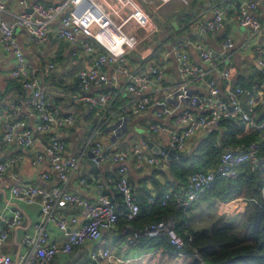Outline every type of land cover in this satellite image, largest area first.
I'll list each match as a JSON object with an SVG mask.
<instances>
[{"label": "built area", "instance_id": "2783aa9c", "mask_svg": "<svg viewBox=\"0 0 264 264\" xmlns=\"http://www.w3.org/2000/svg\"><path fill=\"white\" fill-rule=\"evenodd\" d=\"M167 1L169 0H160L159 4ZM212 1V15L203 23L192 21L191 26L207 32H217L223 28L225 16L232 7L221 0ZM16 2L22 7L18 12L9 9L6 0H0V14H9L13 19L11 22L0 20V48L12 54L11 76L20 82L22 89L28 94V100L25 101L27 114L35 115L38 120L30 125L23 115L14 119V116L18 115V105L12 102L9 111L0 115V129L5 142L15 143L27 149L34 147L37 134L49 135L43 148L35 152L30 162L37 165L47 161L50 171L43 173L42 177L49 179L51 173H55L59 185L46 187L25 182L11 185L10 197L27 203L41 204L40 219L33 223L31 231L24 232L20 247L12 254L4 250V242L10 232L21 227L23 212L19 206H15L11 215L0 214V264H51L57 256L72 255L86 241L101 238L104 231L113 233L120 217L132 220L139 214L140 204L128 178L130 162L140 169L145 165L165 166L168 158L166 155L147 154L146 138H141L126 148L107 149L100 135L101 128L109 119L124 118L146 110L154 102L153 93L161 91L164 87L166 65L149 63L148 72L141 73L130 70L124 64L129 51L136 49L143 40L150 39L159 29L150 13L135 0H58L53 3L16 0ZM261 4L264 5V0H244L236 7L238 21L249 29L251 38L262 33L261 21L254 13ZM56 20L61 24L52 28ZM18 27L26 30L35 45L46 43L53 32L59 40L70 44L73 56L84 60L83 67L75 73L81 91L73 92L71 99L76 103L87 104L89 114L98 106L103 111L102 117L106 118V121L100 119L93 127L83 152L90 149L93 153L92 159L97 164L103 161L118 164L117 176L109 177L108 182L121 195L122 208H118L106 194H100L98 199H87L68 189L82 155L68 152L67 142L58 135V131L71 127L76 117L70 112H64L47 96L41 78L31 70L18 40L16 35ZM137 29L140 30L139 33ZM184 45L177 40L164 53L165 56L170 54L175 56L178 70L186 80L201 82L208 88L206 94L192 93L187 96L186 101L188 105L204 109L205 112L196 115L186 106L174 118L176 124L184 126L182 130L176 131L158 123L152 124L150 129L167 131L168 146L178 151L185 149L186 141L193 133L211 126L218 127L226 119L236 121L237 125L244 126L245 130L258 132L257 139L240 143L235 147H225L215 169H198L189 173L181 190L169 189L160 198L153 194L147 197L149 205L155 203L166 205L172 202L182 207L188 214V210L198 197L211 190L219 179H237L240 169L245 165H249L251 170L264 171V118H259V109L264 105V46H258L256 57L263 72V79L252 83L251 90L254 95L248 99L247 106H244L242 96L246 95L247 88L241 84L233 85L230 76L229 51L234 47L233 38L231 36L225 38L221 51L210 49L203 43L196 44L202 60L208 64L207 69L189 59ZM110 63L113 68L111 75L108 76L104 66ZM54 66L53 61L47 64L50 70ZM209 69L216 70L228 86L227 100L222 98L221 89L216 80L209 75ZM119 74L125 75V81L117 87L115 83ZM104 85H109L110 88L96 94L88 92L91 87L102 88ZM148 89L151 92H148ZM122 92H129L133 97L129 102L114 108L113 103ZM223 136L221 139L225 140L227 134ZM24 158L23 154H17L4 161L0 160V181L5 175H12L16 165ZM91 178L95 180L96 176ZM79 182L85 184L87 179L80 178ZM98 188L101 191V184ZM9 201L8 198L5 208H8ZM68 205L75 206L77 212L61 211ZM49 222L60 229L67 238L51 239L45 228ZM157 236H164L168 240L175 249V256L191 255L199 264H208L196 248H193L191 253L186 252V244L192 241L193 237L189 233L183 236L177 230V220L173 215L152 221L141 230H134L132 235L126 237L124 243L130 245L138 237ZM110 256L109 248L93 249L91 253V259L96 263H102Z\"/></svg>", "mask_w": 264, "mask_h": 264}, {"label": "crops", "instance_id": "0c3cea01", "mask_svg": "<svg viewBox=\"0 0 264 264\" xmlns=\"http://www.w3.org/2000/svg\"><path fill=\"white\" fill-rule=\"evenodd\" d=\"M6 1L9 9L17 12L22 10V7L16 0ZM40 1L53 3L58 0ZM178 1L188 4L189 6L187 10L182 11L186 18L180 21L181 24L179 28L168 24L165 33L157 36V32L160 30L162 31L164 24L168 22V18L173 14L172 10H168L163 14L160 13L161 6L163 4L170 6L171 0L162 4L156 3L154 0H143V2L148 5L149 9L155 13V17L152 14L150 15L159 29L150 39L143 40L136 49L129 51L127 60L124 64L130 70L141 73L148 72L149 63L165 64L166 75L163 80L164 87L161 91L153 93L154 102L143 112L129 115L124 118L109 119L104 126H102L100 135L107 149L126 148L141 138H146L147 142L151 140L155 144L168 146V132L165 130L153 131L150 129L152 124L158 123L161 126L180 131L184 126L176 124L174 121L178 112L186 106L196 115L205 112L204 109L188 105L186 101L188 98L187 96L192 93L206 94L208 88L201 82L186 80L178 70L175 56L172 54L165 56V50L170 48L171 44L177 40L185 44V49L192 62L207 69L208 64L202 60L196 44L203 43L210 49L221 51L223 41L227 36H231L234 40V47L229 51L230 76L233 85L241 84L243 87L247 88L246 95L242 96L244 106H247L248 99L254 95V92L251 90L252 83L263 79V72L257 63L256 57L258 46H264V5H259L254 11L262 24V33L258 37L251 38L249 29L242 26L238 21L236 7L244 0H221L224 4L232 7L225 16L223 28L217 32L205 31L207 34L202 36L201 32H204V30L194 28L190 23L194 20L203 23V21L208 19L213 12V1ZM145 10L149 12L147 9ZM156 10H159V13H157ZM0 20L11 22L13 19L9 14L3 13L0 14ZM60 24V21L56 20L52 28L58 27ZM183 24H185V26H183ZM137 31L138 33L140 32L139 29H137ZM16 35L24 49L31 70L41 78L47 96L57 103L64 112H70L76 117L75 123L71 127L58 131V135L67 142V151L77 155L81 154L82 157L85 158L84 164H82L83 158L81 157L79 167L71 179L68 189L87 199H98L100 194H106L118 208H122L123 203L121 195L115 191L108 182L109 177L117 176L118 164L110 161H103L98 165H92L87 162V150L83 152L86 140L93 127L100 119L106 121V118L102 117L103 111L98 106L89 114L87 112V104L82 102L76 103L71 99V94L73 92L81 91L75 73L80 67H83L84 60L73 56L70 44L66 41L59 40L53 32L50 33L47 42L42 45L33 44L30 35L23 28L18 27L16 29ZM70 60H72L77 67L74 66ZM50 61H53L55 64L54 68L51 70L47 67ZM12 63V54L4 52L0 48V115L9 111L10 104L16 102L18 105V115L14 116V119L23 115L27 122L33 125L38 119L35 115L27 114L28 111L25 108V101L28 100V94L22 89L20 82L12 78L10 73ZM223 65L224 63L221 64V66ZM112 68V63L104 66V71L108 76L111 75ZM208 73L219 85L222 98L227 100L228 86L225 81L219 76L216 70L209 69ZM124 81L125 75L119 74L115 85L119 87ZM109 88V85H104L102 88L91 87L88 89V92L96 94L99 91H106ZM147 91L151 92L150 89ZM132 97L131 93L122 92L113 103V107L117 108L129 102ZM259 118H264V105L259 109ZM232 121L234 122V120ZM243 128L244 131H250L245 130L246 128L244 126ZM213 130H217V140H219L221 135L227 130V126H211L193 133L188 137L185 149L181 151L184 153V157L194 151L201 140ZM36 137L37 139L34 147L32 149H27L15 143L5 142L3 140L2 129H0V160L4 161L10 156H15L17 154H23L25 156L24 160L16 165L12 171V175H5L0 181V214L5 213L11 215L15 206H19L23 212L21 227L10 232L9 237L5 241L7 246H10V249L6 251L12 254L20 247L24 232L31 231L33 223L40 219L41 204L39 202L27 203L10 197L9 192L11 185L16 182L38 184L46 187L59 185V180L55 173H51L49 179L42 177L43 173L50 171V166L47 161L37 165H33L30 162L35 152L43 148V144L48 140L49 135L37 134ZM84 137L85 139H83ZM145 152L147 154H155L149 146L146 147ZM180 158L183 157H176L171 160L168 159L165 166L145 165L140 169L136 168L133 162H130L128 178L140 205L144 203V199H147L149 195L153 194L155 197H158L159 194L169 189L176 191L182 189L184 183L175 178L170 168L171 162ZM92 176H96V179L92 180ZM80 178H86L87 182L85 184L80 183ZM99 184H101V191L98 188ZM8 198L10 200L9 206L5 208ZM198 198L205 202L209 201L204 198V194H201ZM197 202L198 200L194 202V206L192 205V215L195 224L204 227V224L198 217L197 208H195V203ZM203 206H209V204H203L200 207L203 208ZM4 209L6 210L4 211ZM61 211L75 213L77 212V208L68 205L61 209ZM45 228L51 239L65 240L67 238L60 229L50 222L45 225ZM133 231V227L128 221L124 224L120 221L117 222L113 233L104 231L100 240H97L101 242V245L94 249L109 248L111 256L108 259L105 258L102 263H93L153 264L155 262V264H190L193 261V257L190 255L175 256V252L163 247H151L145 244L140 237L136 238L132 244L125 245L124 241L126 237L132 235ZM82 246L72 255L63 257L57 256L51 261V264H78L79 261L85 259L83 258L84 250ZM154 256L158 258V261H156ZM87 262L88 261L85 260L82 264Z\"/></svg>", "mask_w": 264, "mask_h": 264}, {"label": "trees", "instance_id": "16d2710c", "mask_svg": "<svg viewBox=\"0 0 264 264\" xmlns=\"http://www.w3.org/2000/svg\"><path fill=\"white\" fill-rule=\"evenodd\" d=\"M221 125L227 126L226 132L221 135L227 134L225 140H217V130H213L189 155L171 162L170 168L175 178L185 184L189 173L198 169H215L225 147H235L258 138L257 131H244L243 126L237 125L236 121L226 119ZM203 194L209 200L210 209H217L219 204V213L210 216L209 225L200 229L190 227L189 215L182 207L172 202L149 205L147 199L140 205V212L134 219L120 217L118 222L124 224L128 221L133 230H141L152 221L173 215L177 220V230L183 236L189 233L193 237L186 244L187 253L196 248L208 264H264V171L251 170L249 165H245L240 169L237 179H219L211 190ZM232 201L239 203V212L245 218L241 226L228 219L222 210ZM140 238L151 247H163L175 252L164 236ZM190 264L199 262L193 258Z\"/></svg>", "mask_w": 264, "mask_h": 264}, {"label": "rangeland", "instance_id": "374dc122", "mask_svg": "<svg viewBox=\"0 0 264 264\" xmlns=\"http://www.w3.org/2000/svg\"><path fill=\"white\" fill-rule=\"evenodd\" d=\"M139 5L141 7H144L145 9H147L150 14H152L154 17H155V13H153L148 5H146L143 0H136ZM156 3H159L160 0H154ZM183 1V0H182ZM188 4H185V3H180L178 0H171L170 2V6H168L167 4H163L161 6V9H160V13H166L168 10H172V15L168 18V22L166 24H164V28L162 29V31H158L157 32V36L159 34H164L166 29H167V25L168 24H171L172 26H176L177 28L180 27V21L182 19H185L186 16L184 15V13L182 12L183 10H187L188 9ZM157 13H159V10H156ZM132 24L130 23L129 26H131ZM71 63H73L74 66H76V64L70 60ZM63 67V66H62ZM77 67V66H76ZM85 139V137L83 138ZM83 158V157H82ZM84 161H85V158H83L82 160V164H84ZM211 199H215L214 197H212ZM198 202L195 203L196 207L197 208V213H198V217L200 218V221L205 225H209V223L211 222V218L210 216L214 215V214H218V206L219 204H217V209L216 208H212L210 209L209 206H203V208H201L200 206H202L203 204H209V201L205 202V201H202V199H197ZM194 206V205H193ZM193 206H191V208L188 210V214H189V218H190V222H191V228L192 229H200L202 228L203 226L201 225H198L195 224V221H194V218H193V215H192V212H193ZM239 203H237V201H232L230 203H228L227 205H225L222 210L224 211V214L228 217V219L234 221L237 223L238 226H241L243 224V221L245 220V218L242 216V214L239 212L240 210V207H239ZM195 217H196V213H195ZM97 240H100L97 239ZM97 240H94L92 242L90 241H87L82 247H83V250H84V254H83V258H85L84 260L82 261H79L78 264H82L83 261L87 260L90 264H94L92 259H91V253L93 251L94 248L98 247L101 245V242L97 241ZM4 250H9L10 249V246H7L6 242H5V245L3 246ZM156 261H158V258L156 256H154ZM82 258V257H81ZM155 264V262L153 263ZM161 264V263H160Z\"/></svg>", "mask_w": 264, "mask_h": 264}, {"label": "water", "instance_id": "95a60500", "mask_svg": "<svg viewBox=\"0 0 264 264\" xmlns=\"http://www.w3.org/2000/svg\"><path fill=\"white\" fill-rule=\"evenodd\" d=\"M207 34V32H201L202 36H205ZM148 146L150 147V149H152V151L155 154L158 155H166V157L168 159H174L176 157H184V153H182L181 151L175 150L170 148L167 145H158L155 144L153 141L148 140ZM93 153L90 149L87 150V162L91 163L92 165H98L93 159Z\"/></svg>", "mask_w": 264, "mask_h": 264}]
</instances>
